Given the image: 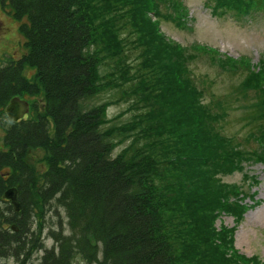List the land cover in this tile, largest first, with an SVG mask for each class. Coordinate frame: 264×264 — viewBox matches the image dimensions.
<instances>
[{"label": "trees", "instance_id": "16d2710c", "mask_svg": "<svg viewBox=\"0 0 264 264\" xmlns=\"http://www.w3.org/2000/svg\"><path fill=\"white\" fill-rule=\"evenodd\" d=\"M7 5L25 48L0 66V258L27 264L44 249L41 264H264L235 248L237 226L216 223L222 213L240 223L246 210L247 192L223 176L248 160L264 163V59L262 72L246 63L238 82L242 96L255 95L245 117L256 147L243 149L222 131L231 108L218 99L215 112L203 102L188 65L197 53L161 29L159 18L184 23L177 0H2ZM207 5L242 12L264 0ZM217 61L241 68L230 57ZM130 78L133 106L146 111L127 124L109 120L107 104L117 99L101 92L119 96ZM100 95L107 101L91 103ZM15 96L31 104L18 121L6 113ZM126 137L131 143L114 156ZM37 150L46 156L39 167ZM11 187L20 209L5 198ZM52 205L66 210L70 230L51 232L48 248L38 217Z\"/></svg>", "mask_w": 264, "mask_h": 264}, {"label": "rangeland", "instance_id": "374dc122", "mask_svg": "<svg viewBox=\"0 0 264 264\" xmlns=\"http://www.w3.org/2000/svg\"><path fill=\"white\" fill-rule=\"evenodd\" d=\"M177 1L182 10L185 11V17L190 19L188 24L192 29L178 26L172 20L159 18L161 29L166 33L168 39L180 43L189 52H195L190 50V46L194 42L204 43L219 49L220 54L218 52H215L216 54L195 52L197 57L189 58L188 65L197 84L205 90L203 102L214 103L213 105L217 108L215 112L222 109V104H219L218 99L223 101L224 108H231L229 119L227 121H225L226 118L222 119L225 121L222 131L232 136L234 141L243 149L247 147L251 149L250 146L252 144L255 146L256 142L250 135L252 124H250L249 118L245 116L250 111L246 105L250 100L255 99V95L254 91H245L244 96L247 99L243 100L241 98L243 92L238 87V82L240 78H243L244 71H248L245 67L246 63L249 64L250 69H255L257 72L263 71V66L260 63L264 59V9L257 11L253 8L246 9L240 12V15L231 10L224 17H218L206 5L207 0ZM10 9L9 5L3 8L2 0H0V66L3 60L21 58L25 48V37L19 31L20 23L8 12ZM217 57L225 62L229 57L240 60L238 66L241 68H236L235 72L230 69L223 70L224 68L217 61ZM27 71L28 75L31 76L30 79L35 80V69L27 68ZM132 85L136 86V82L130 78L122 86H117V89L121 91L119 96H116L114 91L112 94L101 92L106 93L112 99H117L116 102L112 101L107 104L106 112L109 120H118V123L127 124L133 121L134 116L146 111L143 104L141 108H138V105L137 107L133 106V95L129 91ZM238 97L241 98V101H238ZM105 100L104 96L100 95L93 98L91 103L100 104ZM5 131L6 128L0 126V148L4 147ZM125 140L124 143L120 142L121 144L118 143L119 145L115 146L114 156L121 153L131 143L130 139ZM31 156L38 167L42 165V159L46 160L45 153H40L38 150L33 152ZM244 166V170H236L234 173L223 176L224 181L237 184L245 192L251 193L248 198L243 199L244 204H250V207L235 233V245L242 254L248 257L257 255L264 263V165L248 160ZM245 174L248 177L245 178ZM251 174H256L254 175L256 179L252 178ZM50 207L52 210L44 214L42 212L38 217L39 221L43 222L42 232L38 231V233H40L44 246L48 248L55 245V239L51 232H58L61 227L66 231L70 230L66 210L55 205ZM221 219L228 227L234 225V219L230 215H223ZM216 223L219 226L220 220ZM44 251V249L37 251L27 264H41ZM0 264L19 263L15 257L10 256L0 258ZM82 264L87 263L82 262Z\"/></svg>", "mask_w": 264, "mask_h": 264}, {"label": "water", "instance_id": "95a60500", "mask_svg": "<svg viewBox=\"0 0 264 264\" xmlns=\"http://www.w3.org/2000/svg\"><path fill=\"white\" fill-rule=\"evenodd\" d=\"M6 112L9 118L13 121H18L30 112V103L28 100L20 98L19 96L13 97L6 106ZM5 197L9 199L17 209H20V204L17 197V189L14 187L9 188L5 192Z\"/></svg>", "mask_w": 264, "mask_h": 264}]
</instances>
